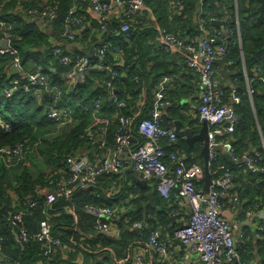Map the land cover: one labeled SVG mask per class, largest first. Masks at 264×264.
<instances>
[{
    "label": "trees",
    "instance_id": "16d2710c",
    "mask_svg": "<svg viewBox=\"0 0 264 264\" xmlns=\"http://www.w3.org/2000/svg\"><path fill=\"white\" fill-rule=\"evenodd\" d=\"M44 1L0 0V4H2L0 17L13 19L15 35L13 44L20 51L23 60L28 61L31 58L38 61L41 66L47 65L44 68L51 86H63L64 81L61 79V74L66 69L58 63L52 52L53 46L56 45L54 43L56 33L63 30L75 3L80 1L82 8L85 9L89 5V1L58 0L57 17L43 30L30 19L27 12L31 9H42ZM176 1L180 2L182 7L171 10V4ZM229 1L233 0H203L204 15L202 19L206 26H210L212 18L222 19L225 17L222 3L228 4ZM146 4L152 9L157 23L150 19L148 12H143V15H139L138 20L136 19L137 21L141 20V23L137 25L136 20L132 23V39L129 43L124 42L122 35L118 33L120 22L116 19H112L109 23V30L101 34L103 38L113 43L109 52V60L114 58L117 52L115 48L124 53L125 63L129 65L127 75L116 79L114 85L120 99L125 102L129 101L132 107L136 105L138 98L143 95L145 97L146 85L150 80L159 79V83L164 76L172 74L164 61L155 63L153 67L156 68L155 70H147L146 66L143 67L142 59L149 58L151 60V57H148L145 52V55L136 61L134 42L141 38L145 39L148 35L156 39L159 31L173 33L184 39L196 38L201 33L200 25L194 22L198 17L199 0H146ZM259 4L258 0H238V9H236L239 16L237 17L234 6L230 7L232 15L226 24L233 30V36L229 40V49L230 58L234 61L232 66L236 67L234 68L236 73L231 81L233 84L236 83L235 94L241 98V102L235 105V115L238 117V121L232 132L233 147L238 153L253 150L263 151L264 11H259ZM20 7L24 9V12L18 11ZM147 16L149 17L148 25L143 29H147L148 34L141 37L139 28L147 23L141 17L147 18ZM98 26L97 30H100V24ZM237 31L241 35L242 49ZM89 36L87 29L85 37L79 41L81 42ZM98 36H100V32L98 34L96 31L92 35L90 46L99 40ZM157 46L160 47L158 44ZM50 62L55 64L54 71L48 67ZM11 64L12 57L0 56V238L2 239L0 264H120L131 261L134 257V247L142 245L147 249L146 252L150 253L149 238L152 231L158 229L164 235L163 230L170 233L175 230V227L169 228L172 221L170 215L172 208L167 207L166 198L158 192L153 194L154 205H152L146 197L148 189L133 188L127 182L123 183L122 193L117 197L127 200V209L121 221L113 222V225L118 226L120 230L119 237L99 233L95 229V218L84 211V207L88 204L106 206L104 203L110 200L106 193L111 184L117 181L118 176L116 175L101 176L93 186L76 187L72 196L58 198L46 207V213L50 214L53 219V234L62 242V246L54 253L45 255L42 244L33 238L27 242H20L17 239L22 228L32 237L38 233L44 215L39 214L37 210L28 209L27 201L31 197H36L40 207L46 206L40 189L48 185L51 176L59 173H65V176L69 174L66 170L68 156L79 155L86 149H91V146L96 149L95 155L100 156L103 153V150L92 144L86 136L88 130H94L92 125L94 124L95 103L100 101L97 115L109 119L107 142L112 149L115 148V137L121 125L117 120L120 108L113 105L106 89L105 82L110 79L108 74L97 71L91 73L87 83L76 95L80 104L74 107V122L59 126L48 118V107L53 101L50 95L44 94L42 100L37 101L29 92L19 90L11 97H6L5 89L14 78L9 74ZM244 67L246 71H244ZM17 77L22 78L20 75ZM230 88L231 85H227L225 102L231 101ZM150 99L151 90L148 88L146 101H150ZM82 107H86V109ZM125 108L127 107L122 108L124 109L123 114L130 116ZM151 110L152 105L148 113L133 120L129 128L130 137L135 139L133 147L140 145L145 140L138 131V123L139 120L148 117ZM5 125H9L10 129H6ZM19 142L27 143L29 147L26 158L8 168L3 161L2 150L11 149ZM221 158L223 163L233 167V164L228 162L225 157ZM261 165L264 166V162ZM243 168L245 167L243 166L240 170L236 169L237 181L238 179L243 181L245 177L254 181L252 191L253 197L256 198L251 209L257 204L264 207V172L257 178V175L251 171L244 174ZM118 187L120 188V186ZM134 195L135 198H132ZM68 208L70 212H68ZM20 210L25 211L21 223L7 220L4 217L9 214L15 215ZM126 217L130 219V222L125 221ZM104 221L105 224H112L109 220ZM133 222L142 223L143 228H133ZM84 223L86 227H82L81 232L78 231V226ZM260 234L264 236V232H260ZM240 247L243 256L244 244L240 243ZM79 255L84 257L83 262H79Z\"/></svg>",
    "mask_w": 264,
    "mask_h": 264
},
{
    "label": "built area",
    "instance_id": "2783aa9c",
    "mask_svg": "<svg viewBox=\"0 0 264 264\" xmlns=\"http://www.w3.org/2000/svg\"><path fill=\"white\" fill-rule=\"evenodd\" d=\"M5 1V0H3ZM90 8L94 11L100 23L101 34L109 30V23L112 19L120 22L118 33L122 35L123 41L129 43L132 39V23L135 22L138 14L149 11L146 0H88ZM200 5L203 0H199ZM2 4H0V11ZM58 0H45L42 9H31L27 15L47 27L52 20L57 17ZM88 22L84 15L80 1L72 7L61 34L67 42L76 45L79 39L85 37ZM0 41L7 40L8 46L0 45V56L12 57V65L18 68V75L12 79L5 89L6 97H11L16 91L23 90L29 92L37 101H41L44 94H48L53 99L48 113L49 119L62 126L74 122V107L79 105L76 95L82 86L87 83L93 71L108 74L110 79L105 82L109 98L113 105L118 108L126 106V102L120 99L119 93L115 90L114 81L121 77H126L128 66L124 60L122 50L116 49V54L109 60V52L113 47L110 40L104 38V44L96 49L94 57H90L84 52L75 51L64 53L58 45L53 46L52 52L59 64L65 67L63 73L64 86H51L48 76L43 71L33 74L25 73L21 54L13 44L15 35L13 24L0 18ZM233 36V30L224 26L212 37L198 36L196 38L184 39L173 33L159 31L156 37L157 44L168 53H181L185 58L186 65L195 70L199 75L201 86V102L198 108L201 122L209 124L210 142V163H215L219 155L214 147H219L222 143L228 145V155L247 171L256 173L263 172L261 165L264 162V140L262 149L244 153H238L230 142V137L235 129L238 117L235 115V105L241 102L240 96H231L230 102H225L227 85L216 79V62L223 61L226 65H234L230 58L229 40ZM218 41H223L219 44ZM100 101L94 105V113L100 108ZM170 105V101L164 93L156 94V101L153 111L146 118L139 120L138 131L145 139L140 145L133 147L129 137V128L133 123L131 118L124 116L117 117L121 127L115 137V148L108 146L107 126L108 120H102L99 132L88 130L86 136L91 143L97 145L103 153L95 155L94 160L88 154L70 155L66 160V170L69 173H59L50 177L48 185L42 190L45 198V207L39 206L38 198L31 197L27 201L28 209H42L44 218L40 222V229L33 237L25 229H20V242H27L32 238L42 244L45 255L54 253L62 246L60 238L53 234L52 216L46 213V207L56 199L73 194L76 187L87 186L94 183L104 175H120L127 165L120 159L112 156L113 151H127L135 169L140 173L142 179H156L163 196H168L173 187H178L181 198L176 201L179 205L187 204L191 210L188 223L174 230L171 236L162 239V233L157 229L152 231L149 238L151 252H138L133 257L132 264H171L173 252L169 249L170 242L177 240L196 252L202 264H246L240 253L237 240L245 236L244 227L256 228L264 232L263 221L257 223V215L264 213V207L255 205L252 209L242 208V197L236 192L235 173L229 166L223 167V173L210 186L209 192L196 186L186 170V158L179 151L167 152L164 144H175L178 136L174 129L166 128L163 125L162 114L164 109ZM86 109V107H82ZM94 114V118H99ZM1 123V121H0ZM10 129L9 125H5ZM224 138V139H220ZM29 147L27 143L19 142L11 149H3V161L6 167H12L16 162L26 158ZM168 161H167V160ZM58 176V178H55ZM116 185L117 181L113 182ZM117 187V185L115 186ZM45 193L43 195V191ZM228 200L232 208L244 215L243 219L231 223L222 217L225 201ZM127 209V206L125 207ZM84 211L95 218V229L101 234H109L119 237L120 230L113 225L120 214L126 212L119 211L114 206H101L88 204ZM24 210H20L15 215L9 214L7 220L21 223ZM125 215V214H124ZM124 217V216H123ZM104 220H109L112 224H105ZM126 222H130L128 217ZM257 223V225H256ZM133 228L141 229L143 224L133 222ZM0 238V248H1Z\"/></svg>",
    "mask_w": 264,
    "mask_h": 264
},
{
    "label": "crops",
    "instance_id": "0c3cea01",
    "mask_svg": "<svg viewBox=\"0 0 264 264\" xmlns=\"http://www.w3.org/2000/svg\"><path fill=\"white\" fill-rule=\"evenodd\" d=\"M19 1H27V0H19ZM228 4L222 3V7L224 9L225 17H223L222 19L212 18L211 24L208 27V26H206L205 21L202 19V16L204 15V11H203L204 10V2L201 3V5L199 6V9H198V17H196V19L194 20L195 24L200 25L199 28H201V33L199 35H197L196 37H198V36L212 37V36L216 35V33L219 30L224 29V26L213 23V21H216V20H220V21L227 20L228 21L232 15L231 9H230V7H232V6H234L235 10L237 11L238 0L229 1ZM181 7H182V5L180 4V2L176 1V2H173L171 4L170 9L176 10L175 8H181ZM149 9L150 10L147 12L150 16V19L157 23L156 18L153 15L152 9L150 7H149ZM19 10L21 12H24V9H22V7L18 8V11ZM235 10H234V12H235ZM83 11H85L84 15L86 17V21L88 22V28L87 29L89 30L90 36L88 38H86L85 40H83L81 42L79 41L76 45H74V44L67 42L63 37H61V34H62L64 28H63V30L58 31L56 33L57 35L55 37L54 43L56 45L60 46L64 53H72V52L80 50V52H84L86 54H89L90 49L93 45L92 44L90 46V41H91L92 35L94 33H96V31H98V34L100 32V30H97L99 27L98 24H100V23H99L98 19L96 18L94 11L90 8V6L88 5L87 8H85V9L83 8ZM139 15L142 16L143 14L142 13L138 14L137 17ZM137 17H136V19H137ZM0 18L7 20L11 23L13 21L12 18H2V17H0ZM141 18H144L145 21H147L146 25H143L141 28H139V29H141L139 36L142 37L144 34H148L147 29H143V28L148 25L149 17L147 16V18L146 17H141ZM32 20H34V19H32ZM137 20H136V23L138 25L141 23V20H139V21H137ZM36 24L38 26H40L41 28H43V30L46 28L42 24H40L38 21L36 22ZM237 33H238V31H237ZM0 36H1V34H0ZM238 39H239L240 46H241L242 41H241V35H239V33H238ZM101 40H104V38L99 37L98 41H101ZM2 41L3 40L0 41L1 46H2V44H1ZM219 44H222V43H219ZM134 45H135V50H136V56H134V57H135L136 61L142 55L144 56L145 52L147 53L148 57L149 56L151 57V60H149V58H143L142 59L141 65L143 67L146 66L147 70H155L156 68H153L155 66L154 64L164 61L167 65L168 69L172 72V74L164 76L160 80L159 83H158L159 79H153V81L150 80V82L147 83V85H146V90L148 91V88L151 90L150 101H146V90H145V97L143 95V97L138 98V100L136 101V105H134L133 107L130 106L129 101L128 102L126 101L125 107H127V108H125V110L126 109L128 110V112H129L128 115H130V116L124 115L123 114L124 109H122V108H120V110H119L120 114L118 116H124L127 118H131L132 120H136L137 118H139L141 116H145V114L148 113L151 105H152L151 112L153 111L155 101H156V94L159 92H162L165 94V96L170 101V105L168 107H166L164 109L165 111L163 112V113L167 114L168 121L172 122L175 120H181L183 122V127H190L193 129V134H198L201 127H202V123H203L199 119V111H198V108H199V105L201 102V86H200L198 73L186 65L185 58L181 53H175V54L168 53V52L163 51L162 48L158 47L156 39L151 38V35H148L147 38H145V39L141 38V40H139V41L137 40L136 42H134ZM124 60H125V56H124ZM22 63L24 65L25 73H27V74H33V73H36L37 71H40V70L46 74L44 67H46L47 65H44L43 62H41L43 64L41 66L38 61H34L31 58L28 61H26V60L24 61L22 58ZM12 66L13 65L11 64L9 74L12 78L13 77L15 78V77H17L18 72L15 74H12ZM127 66L129 67V65H127ZM225 66H226L228 73H224L225 69L223 68V65L216 63L215 76H216V79L220 80V82L222 84L231 85L229 94H230V96H232L233 91L236 90V83L233 84L231 80L233 78V75H235V73H236V71L234 69L236 67L226 65V64H225ZM48 67L53 71L55 70V64L53 62H50ZM139 67H140V65H139ZM244 71H246L245 67H244ZM63 73L61 74L62 80H63V78H62ZM227 75H228V77H227ZM230 81H231V83H230ZM110 100H111V98H110ZM51 105H54L53 101H52ZM51 105H49V107H48V113H49V110H50L49 108ZM94 114L95 113L93 111L94 124L92 126H93L95 133H98L99 132V126L101 125L100 122L102 120H108L109 125H110V122H109V119L104 117V116H100L99 118H96V117L94 118ZM95 115H97V112ZM99 119H102V120H99ZM169 129H171V128H169ZM172 129L175 130V128H172ZM129 137H130V135H129ZM130 139L132 140V144L134 145L135 139L132 137H130ZM220 139H224V138H220ZM230 142L232 144L234 143V139H233L232 135L230 137ZM164 147H165L167 152L177 150L185 156L186 162H187L186 163V165H187L186 170H187L188 174L190 175L191 179L196 184V186L204 190L205 161H204V158L199 155L202 147L199 144H195V146L193 148H190L187 141H186V138H182V137H178V140L175 144L165 143ZM219 148H220V151H215L219 155V159L215 163H209L210 164L209 165L210 166V174L212 177V183L223 173V167L228 166L225 163H223L222 158H221L222 156L226 158L225 155H228V153H227V151L229 149L228 145H224L221 143L219 145ZM95 150L96 149H94V147L91 146V149L88 148L84 152H87L88 157L91 160H94L95 154H96ZM84 152H81V154H79V155H82ZM122 153H128V152L127 151L120 152V151L114 150L112 153V156L114 158L120 159L126 163L127 168L125 171H127V172L125 175H122V174L116 175V176H118L117 183H116L117 187H115L116 185H114V183L111 184V187L109 188V190L106 193L107 197L110 200L106 201V203H104V204L106 206H110V205L112 206L113 205L114 207H117L119 209V211L126 210L125 207L127 206V200L126 199H118V197H117V195L122 193L121 186L124 185L123 184L124 182L125 183L127 182L128 185L130 187H133V188L140 187V188L148 189V191H149L148 193H151L153 204H154V198H153L154 192H158L159 194L162 195V192L158 186L157 180L156 179L145 180V179H142V177L140 176V179L144 180V183L145 182L146 183L138 186V184L133 179V173H131V171H128V169L131 167V163H133V162H132L131 158L129 160L128 156L123 157L121 159L119 154H122ZM84 154H86V153H84ZM226 159L228 160V162L233 164L232 169L236 175L235 180H234V182L236 184V192L238 193L239 196L242 197V201H243L242 208L244 210L251 209L253 201L256 198V197L255 198L253 197V191H252L254 181H252L249 177H245L243 181H240V179H238V181H239L238 182L237 181L238 175H237L236 169L240 170L243 167V165L235 163L232 159L231 160L228 158H226ZM133 168L135 169L134 164H133ZM263 168H264V166H263ZM243 169H244V174H247V170L245 168H243ZM254 174L256 175V173H254ZM261 174H262V172L259 171V174L256 177L259 178L261 176ZM94 183H91L85 187H88L90 185L93 186V185H95ZM118 186H120V188ZM44 193H45V190L43 191V195H44ZM147 194H146V196H147ZM133 197L135 198V195L132 196V198ZM163 197L166 198L167 207L169 209L172 208V211L170 213L172 221H171L169 228L175 227V229H176L180 226L187 224L191 210L187 204H183V205H179L178 203L176 204V199L178 197L181 198V193H180V190L178 189V187H173L171 189V191L169 192L168 196H163ZM68 210H69V208H68ZM68 212H70V210ZM123 216H124V214L122 212L120 214V217L116 221H121L123 219ZM222 217L225 220H227L231 223H234L237 220L243 219L244 215L240 212L235 211L232 208V206L230 205L229 201L226 200L224 208H223V212H222ZM257 217H258L257 223L260 224L263 221L260 218H264V213L258 214ZM257 223H256V225H257ZM85 225H86L85 223L81 224V226H78L79 228H77V230L81 232L82 227H86ZM172 232L170 233L169 231L163 230L164 235H162L161 238L164 239V238L168 237L169 235L172 234ZM244 232H245L244 238L237 240V244H238L239 250L241 248L240 243L244 244L243 252L245 253V255L243 253V259L245 260V263L246 264H264V236L262 234H260V231L257 229V227L256 228H249V227L245 226ZM134 248H135L134 255H136L138 252H141V251H143V252L147 251V249L145 247H143L142 245L134 247ZM169 249L173 252V257H172L171 261L174 260V262H175V261H178V259L184 260L186 258V260H188L187 264H202L200 256L196 252L192 251L189 248V246H187V245H185V244H183L177 240H173L170 242ZM241 255H242V253H241ZM78 260H79V262H83L84 257L82 255H79ZM132 262H133V257H132L130 262H128V263L121 262L120 264H132Z\"/></svg>",
    "mask_w": 264,
    "mask_h": 264
},
{
    "label": "water",
    "instance_id": "95a60500",
    "mask_svg": "<svg viewBox=\"0 0 264 264\" xmlns=\"http://www.w3.org/2000/svg\"><path fill=\"white\" fill-rule=\"evenodd\" d=\"M259 1V11H264V0H258ZM239 16V13L237 11V17ZM34 22H36V20H33ZM227 20H223V21H220V20H216V21H213V23H216V24H219V25H222V26H226L227 24ZM104 43V40H101V41H98L96 42L95 44L92 45L91 49H90V52H89V56L92 58L94 57V54L96 52V49L98 46H101L102 44ZM218 43H223V41H218ZM2 46L4 47H7L8 46V41L5 39L2 41ZM241 49H242V44H241ZM218 64H221L223 65V68L225 69L224 73H228L227 69H226V66L225 64L223 63V61L221 60H217ZM18 72V68L16 67V65H13L12 66V74H15ZM230 76V75H229ZM228 77V75H227ZM231 83V81H230ZM229 83V84H230ZM162 119H163V124L166 128H175V132L177 134L178 137H182V138H186V141L189 145L190 148H193L195 146V144H199L202 148H201V152L199 153V155L201 157L204 158V161H205V176H204V182H205V185H204V191L205 192H209V188H210V185L212 184V177H211V174H210V161H209V156H210V142H209V137H208V133H209V124L207 122H203L202 123V127L199 131L198 134H193V129L190 128V127H183V122L181 120H175V121H172V122H169L168 121V118H167V114L166 113H163L162 114ZM214 150L215 151H220V148L219 147H214ZM120 158L122 159L123 157H127L129 158L130 160V157L128 155V153H122V154H119ZM226 158L230 159V156L229 155H225ZM128 171H131V173H133V179L134 181L138 184V185H142V184H145L144 183V180L140 179V173L133 168V163H131V167L128 169ZM127 171H124L122 173V175H125ZM259 174V171L256 172V175ZM148 199H149V203L154 205L153 204V200H152V195L151 193H148L147 196H146ZM38 211L39 214H42V209L41 208H38L36 209ZM188 263V260H186V258L184 260L182 259H178V261H175L171 264H187Z\"/></svg>",
    "mask_w": 264,
    "mask_h": 264
},
{
    "label": "rangeland",
    "instance_id": "374dc122",
    "mask_svg": "<svg viewBox=\"0 0 264 264\" xmlns=\"http://www.w3.org/2000/svg\"><path fill=\"white\" fill-rule=\"evenodd\" d=\"M239 35H240V33H239ZM17 163H18V162H16L15 164H17ZM15 164H14V165H15ZM14 165H13V166H14ZM70 196H72V195H69V196H66V197H70ZM136 229H137V228H136Z\"/></svg>",
    "mask_w": 264,
    "mask_h": 264
}]
</instances>
